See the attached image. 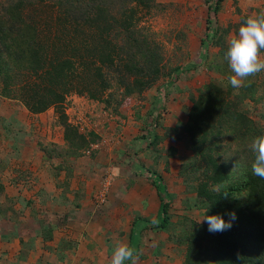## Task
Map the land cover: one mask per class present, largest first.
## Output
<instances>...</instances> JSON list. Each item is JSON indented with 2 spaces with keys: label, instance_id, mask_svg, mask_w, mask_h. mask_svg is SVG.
<instances>
[{
  "label": "trees",
  "instance_id": "obj_1",
  "mask_svg": "<svg viewBox=\"0 0 264 264\" xmlns=\"http://www.w3.org/2000/svg\"><path fill=\"white\" fill-rule=\"evenodd\" d=\"M224 1L208 3L202 57L168 73L161 65L159 45L137 29V10L130 7L133 3L150 9L155 0L126 1L118 13L108 0H55V15L44 22L32 17L30 10L35 3L30 0H10L0 7V95L21 102L33 115L53 109L63 127L67 155L75 158L84 156L101 138L92 131L82 132L69 121L66 101L70 95H85L109 106L110 99L105 95L113 83L107 74L116 76L125 98L140 96L167 77V83L158 87L151 116L157 111L156 103L165 105L169 88L181 75L208 59L209 46L220 48L224 59L221 64L217 62L215 70L225 77L220 84L208 83L191 95L187 122L169 129L167 137L182 143L188 151L182 158L179 178L185 192L195 194V207L204 214L208 209L210 216L221 215L226 222L230 212L234 211L237 218L230 229L215 233L208 231L206 222L187 221L175 237L186 249L182 264H264V179L252 174L255 156L247 148L256 136L264 135L260 123L264 115L257 122L244 108L246 101L264 103V84L254 79L260 73L247 77L239 89L229 83L234 74L225 59V34L229 29L223 30L217 24ZM228 150L233 151L224 159ZM175 153V149L169 151L170 155ZM142 176L152 180L161 199V210L152 228L166 231L172 200L165 182L151 171ZM63 184L69 186L67 180ZM61 186L56 184L57 188ZM4 189L0 183V191ZM41 228V239L51 240L52 230ZM20 244L25 242L20 240ZM34 246L31 239L24 250L22 247L19 259L25 261Z\"/></svg>",
  "mask_w": 264,
  "mask_h": 264
},
{
  "label": "rangeland",
  "instance_id": "obj_2",
  "mask_svg": "<svg viewBox=\"0 0 264 264\" xmlns=\"http://www.w3.org/2000/svg\"><path fill=\"white\" fill-rule=\"evenodd\" d=\"M9 1L0 0V7ZM48 1L42 3L43 0H30L32 4L35 3V7L30 10L32 17L44 22L48 21L51 15H55L53 12L55 0ZM126 1L129 0H108L115 13L125 7ZM155 1V5L150 9L138 7L133 3L130 7H135L137 10L135 15V18L139 20L137 29L159 45L164 72L168 73L178 66L184 67L201 58L203 55L201 45L207 27L208 3H212L213 0ZM260 13H264V0H225L218 14L217 24L223 30L229 29L227 34L223 32L227 38L230 34H236L240 27L236 25H241L243 20ZM66 36L67 33L63 30V37ZM208 53V59L204 60L197 69L182 74L179 81L169 88L170 96L175 95L176 99L180 96L182 100L190 101L191 95L197 94L206 84L221 83L225 76L223 77L221 72L215 70V66L217 62L223 63L224 57L220 54V48L213 45L208 47ZM261 56L264 58V53H261ZM107 77L113 83L112 90L105 95V99H110L109 106L78 94L70 95L66 101V112L73 125L78 126L82 132L92 131L101 135V140L82 157L75 158L67 155V146L63 140V127L59 124L53 109L34 117L26 112L27 110H23L25 107L21 102L0 95V183L5 185L4 191H0V264H31L33 261L36 264H46L47 258L53 257L52 247L46 246L43 249V245L39 244L31 248V254L27 255L25 261L19 259L22 247L24 250L25 245L29 244L31 239L34 240L35 245L38 240L41 242V225L48 222V225L55 228L59 234L63 233V229L70 228L63 227V194L59 195L60 188L56 187V184L60 183L65 186L64 189L63 186L61 188L68 192H71L72 186L74 187L71 177L67 180L69 186L63 184V173L66 174V168L69 167L64 164L67 161L72 164L73 161L79 160L81 174L86 175V179H95L93 181L98 182L93 187V189L96 188L93 193L95 203L89 211L91 214L103 212L114 183L113 170L108 171V166H101L100 163L91 164L93 152L112 147L111 138L108 136L111 131H108V126H123L122 122L131 120L130 117L133 116L130 111L134 112L138 108L145 110L153 95L158 94V87H163L168 81L167 77H163L153 89L140 96L125 98L122 90L118 88L116 76L109 73ZM254 79L264 84V70ZM11 106L17 107L15 112L23 122L19 129H16L13 124V116L10 114L13 110ZM244 108L257 122L260 121V115H264V103L246 101ZM147 111L145 110V113ZM33 118H35L34 121ZM260 123L264 126V121ZM147 136V133H142L141 138ZM142 144L143 142H140L139 145ZM180 145L185 149L182 143ZM232 151H226L224 156L231 154ZM127 154L125 153L126 156ZM227 158L224 157V159ZM69 172L71 170L67 169L70 175ZM174 178L185 189L179 175ZM108 183L110 186L106 193V201L100 203L98 197ZM87 185L86 181L78 186L80 191L84 190V200L87 199ZM37 191H40L42 195L39 194L36 197ZM30 195L31 198L27 199L26 197L29 198ZM51 195L55 196V199L52 200ZM44 209L45 213L42 212ZM32 211L38 213L35 215ZM29 217L30 221H27ZM46 228L49 227H44L43 230ZM79 228L74 227V230L79 231ZM17 239L24 241L25 244L19 243L18 248ZM171 239L173 238L168 241L172 243ZM168 250V257L165 255L167 257L165 259L172 260L174 252ZM180 252L182 264L186 252L185 247L180 246ZM24 253L27 254L29 251ZM140 262L147 264V262Z\"/></svg>",
  "mask_w": 264,
  "mask_h": 264
},
{
  "label": "crops",
  "instance_id": "obj_3",
  "mask_svg": "<svg viewBox=\"0 0 264 264\" xmlns=\"http://www.w3.org/2000/svg\"><path fill=\"white\" fill-rule=\"evenodd\" d=\"M156 97L158 94L153 95L151 102L145 108L148 110L147 113L143 108L141 110L138 108L134 112L130 111L133 116L130 117L131 120L122 122L123 126H108V131H111L108 136L111 138L112 147L93 152V157L96 159L92 157L91 164L100 163L101 166H108V171L113 170V187L102 213L91 214L89 211L95 203L93 193L96 188L93 187L98 182H94L95 179H86V175L84 177L81 174L79 160L73 161L72 164L68 161L64 163L69 167L66 168V174L63 173V183L71 177L74 185L70 189L71 192L63 190V227L70 228L63 229V233L59 234L55 228L48 225V222L41 225L52 230L51 240L40 239L41 242L38 240L35 245L41 244L43 249L46 246L52 247L53 257H48L46 264H110L114 249L113 237L138 249L139 264L140 261L147 264H181L180 245L175 241L177 235L174 229L177 230L175 231L177 234L180 233L181 227H184L187 221L196 222L204 215V211L195 207V194L185 193V189L174 178L179 175L181 157L187 155L188 151L178 142L167 137V131L187 122L191 103L182 100L180 96L177 99L175 95L169 96L165 105L155 104L157 111L150 116ZM11 108L13 110L9 112L13 116V124L19 129L23 122L15 112L17 107L11 106ZM23 110L27 109L23 108ZM26 112L29 113L28 110ZM30 115L38 117L42 114ZM147 132L150 135L141 138L142 133ZM98 135L101 137L100 134ZM156 137L158 143L155 144ZM140 142H143L141 146ZM153 142L154 144H151ZM171 149L176 150L174 155L169 154ZM125 153H128L127 156ZM67 169L71 170L70 176ZM146 171L156 173L162 178L172 200L169 212L170 224L166 231L152 228L161 210V199L152 180L142 176ZM86 181L88 192L85 201L84 190L79 191L78 186ZM35 194L36 197L42 195L40 191ZM58 194L61 195V189ZM54 197L51 195L52 200L55 199ZM26 198L30 199L31 195ZM32 212L35 215L38 213ZM42 212L45 213V209ZM29 219L30 217L27 221H30ZM74 227H80L79 231L74 230ZM170 238L174 239H171L173 244L168 241ZM16 243L19 248L20 240L17 239ZM168 249L174 252L172 260L165 259V255L168 257ZM31 264L36 262L33 261Z\"/></svg>",
  "mask_w": 264,
  "mask_h": 264
},
{
  "label": "clouds",
  "instance_id": "obj_4",
  "mask_svg": "<svg viewBox=\"0 0 264 264\" xmlns=\"http://www.w3.org/2000/svg\"><path fill=\"white\" fill-rule=\"evenodd\" d=\"M228 48L225 59L228 61L231 71L229 83L233 89L243 86L244 80L264 70V13L250 16L238 29V33L230 34L227 38ZM247 148L254 154L255 159L251 164L252 174L264 179V135L256 136ZM205 214L196 220V224L207 223L210 233L223 232L230 229L236 213H228L230 219L226 222L221 215ZM114 239L113 255L110 264H139V252L133 246H129L120 240Z\"/></svg>",
  "mask_w": 264,
  "mask_h": 264
},
{
  "label": "built area",
  "instance_id": "obj_5",
  "mask_svg": "<svg viewBox=\"0 0 264 264\" xmlns=\"http://www.w3.org/2000/svg\"><path fill=\"white\" fill-rule=\"evenodd\" d=\"M89 152V151H88ZM109 186H110V183H108L107 185H105L102 193L100 194V196L98 197V200L100 203H105L106 201V193L108 192L109 190Z\"/></svg>",
  "mask_w": 264,
  "mask_h": 264
}]
</instances>
